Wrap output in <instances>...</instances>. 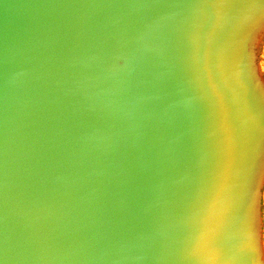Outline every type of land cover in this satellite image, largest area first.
Instances as JSON below:
<instances>
[{
	"label": "water",
	"instance_id": "1",
	"mask_svg": "<svg viewBox=\"0 0 264 264\" xmlns=\"http://www.w3.org/2000/svg\"><path fill=\"white\" fill-rule=\"evenodd\" d=\"M264 0H0V264H264Z\"/></svg>",
	"mask_w": 264,
	"mask_h": 264
},
{
	"label": "clouds",
	"instance_id": "2",
	"mask_svg": "<svg viewBox=\"0 0 264 264\" xmlns=\"http://www.w3.org/2000/svg\"><path fill=\"white\" fill-rule=\"evenodd\" d=\"M253 55L255 59L257 75L264 79V38L260 39L257 45L254 46ZM258 222L260 246L262 249H264V197L261 199Z\"/></svg>",
	"mask_w": 264,
	"mask_h": 264
}]
</instances>
